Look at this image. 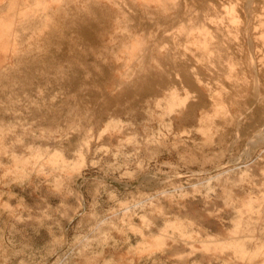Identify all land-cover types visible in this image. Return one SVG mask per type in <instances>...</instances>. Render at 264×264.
<instances>
[{"label": "rangeland", "instance_id": "1", "mask_svg": "<svg viewBox=\"0 0 264 264\" xmlns=\"http://www.w3.org/2000/svg\"><path fill=\"white\" fill-rule=\"evenodd\" d=\"M261 101L264 4L0 0V264H264Z\"/></svg>", "mask_w": 264, "mask_h": 264}, {"label": "bare ground", "instance_id": "2", "mask_svg": "<svg viewBox=\"0 0 264 264\" xmlns=\"http://www.w3.org/2000/svg\"><path fill=\"white\" fill-rule=\"evenodd\" d=\"M250 3L252 4V3H255V4H260V5H263L264 4V2L262 1V0H250ZM245 4V3H244ZM248 5V4H247ZM253 6V5H252ZM246 9V8H245ZM255 9H257V8H255ZM248 16V15H247ZM250 41V40H249ZM251 42V41H250ZM248 44V43H247ZM249 44H251L250 46H252L253 45V43H249ZM253 47V46H252ZM251 47V48H252ZM248 50H251V49H248ZM254 50V49H253ZM250 56V62H251V66H252V68L254 69V76H257V67H256V58H255V56H254V53L253 52H251V55H249ZM257 79V78H256ZM256 83V82H255ZM259 92V91H258ZM260 94H261V92H260ZM259 93L257 94V95H260ZM255 95H256V93H255ZM253 97H255L254 95H253ZM256 98V97H255ZM254 98V100L257 102V98L255 99ZM258 100H261L260 99V97H259V99ZM263 101V100H262ZM261 101V103H259L258 105H257V107H258V109H260V110H262V108H264L263 107V102ZM252 103V102H251ZM258 103V102H257ZM253 104H255L256 105V103L255 102H253ZM251 105V104H250ZM254 105V106H255ZM250 108V107H249ZM256 108V107H255ZM248 109V108H247ZM263 111V110H262ZM259 112V111H258ZM263 114V113H262ZM258 133V132H257ZM264 135V134H263ZM262 135V136H263ZM261 136V135H260ZM263 140H264V138L263 137H261ZM262 139H260V137L258 138V140L261 142V140ZM253 141H255V140H253ZM252 141V142H253ZM259 143V142H258Z\"/></svg>", "mask_w": 264, "mask_h": 264}]
</instances>
